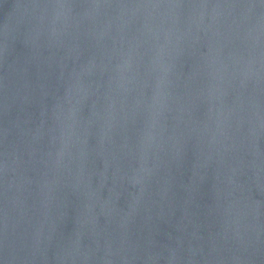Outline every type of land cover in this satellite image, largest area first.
<instances>
[{"label": "water", "instance_id": "95a60500", "mask_svg": "<svg viewBox=\"0 0 264 264\" xmlns=\"http://www.w3.org/2000/svg\"><path fill=\"white\" fill-rule=\"evenodd\" d=\"M0 264H264V0H0Z\"/></svg>", "mask_w": 264, "mask_h": 264}]
</instances>
